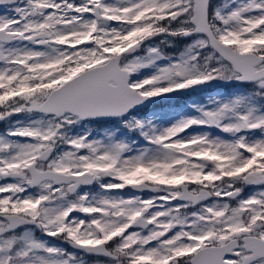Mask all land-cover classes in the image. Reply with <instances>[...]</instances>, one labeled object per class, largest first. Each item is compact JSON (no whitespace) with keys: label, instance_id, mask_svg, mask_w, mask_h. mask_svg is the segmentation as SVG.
<instances>
[{"label":"snow or ice","instance_id":"obj_1","mask_svg":"<svg viewBox=\"0 0 264 264\" xmlns=\"http://www.w3.org/2000/svg\"><path fill=\"white\" fill-rule=\"evenodd\" d=\"M0 264H264V0H0Z\"/></svg>","mask_w":264,"mask_h":264},{"label":"rangeland","instance_id":"obj_2","mask_svg":"<svg viewBox=\"0 0 264 264\" xmlns=\"http://www.w3.org/2000/svg\"><path fill=\"white\" fill-rule=\"evenodd\" d=\"M225 91L220 92L221 94H223ZM194 93V94H193ZM216 92H212V94H215ZM195 94H202L199 96H194ZM210 93L206 92L205 89L200 90V91H196V92H190L187 95H184L186 97L185 102L178 105V106H174V104L172 103V101L174 100V98L179 97V96H174L172 99L170 100H162L163 101V106L157 109H153L155 111H162V112H178L181 111L185 108V106L190 102V101H201L204 100ZM168 104V105H167ZM166 105V106H165Z\"/></svg>","mask_w":264,"mask_h":264},{"label":"trees","instance_id":"obj_3","mask_svg":"<svg viewBox=\"0 0 264 264\" xmlns=\"http://www.w3.org/2000/svg\"><path fill=\"white\" fill-rule=\"evenodd\" d=\"M205 90L208 93L226 91V89H224V88H215V87H213V88H206ZM199 95H202V94H195L194 96L196 97V96H199ZM185 99H186L185 96H179V97L174 98V100L172 101V103L174 104V106H178V105L184 103L185 102ZM162 106H163V101L161 100V102L158 105L154 106L150 110L157 109V108H160Z\"/></svg>","mask_w":264,"mask_h":264},{"label":"water","instance_id":"obj_4","mask_svg":"<svg viewBox=\"0 0 264 264\" xmlns=\"http://www.w3.org/2000/svg\"><path fill=\"white\" fill-rule=\"evenodd\" d=\"M158 102H159V101H157V103H158ZM157 103H156V104H157ZM150 106H153V105H150Z\"/></svg>","mask_w":264,"mask_h":264}]
</instances>
